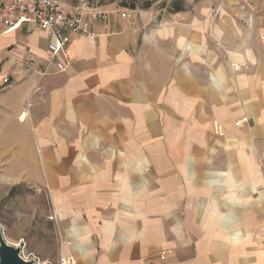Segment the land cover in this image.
Returning a JSON list of instances; mask_svg holds the SVG:
<instances>
[{
    "label": "crops",
    "instance_id": "crops-1",
    "mask_svg": "<svg viewBox=\"0 0 264 264\" xmlns=\"http://www.w3.org/2000/svg\"><path fill=\"white\" fill-rule=\"evenodd\" d=\"M250 13L226 52L190 17L98 22L64 71L47 32H3L0 13V179L47 184L99 264H264V8ZM22 144L41 168L16 164Z\"/></svg>",
    "mask_w": 264,
    "mask_h": 264
},
{
    "label": "rangeland",
    "instance_id": "rangeland-1",
    "mask_svg": "<svg viewBox=\"0 0 264 264\" xmlns=\"http://www.w3.org/2000/svg\"><path fill=\"white\" fill-rule=\"evenodd\" d=\"M11 0H3L7 3ZM68 11L103 10L110 15L112 23L127 22L141 26L145 31L150 26L172 23L175 18L186 21L188 17L201 28L208 29L218 52H226L223 36L232 38L233 28L250 24L252 11L264 8V0H58ZM1 4V6H2ZM0 6V8H1ZM126 10L128 17H122ZM179 11V13H176ZM243 12L242 16H238ZM212 30V31H211ZM214 30V31H213ZM236 32V29L234 30ZM217 44V45H216ZM21 159L16 164L23 169L43 166V158L36 145L22 144ZM30 149V159L24 155ZM150 170V167H147ZM1 172V169H0ZM40 174V170L38 171ZM50 187L39 178L22 177L16 183L0 179V230L8 243L21 248V255L38 264H64L69 259L73 264H99L95 245L87 232L88 223L79 218L60 219L52 203ZM76 249H80L79 254ZM86 253V254H84Z\"/></svg>",
    "mask_w": 264,
    "mask_h": 264
},
{
    "label": "built area",
    "instance_id": "built-area-1",
    "mask_svg": "<svg viewBox=\"0 0 264 264\" xmlns=\"http://www.w3.org/2000/svg\"><path fill=\"white\" fill-rule=\"evenodd\" d=\"M3 32L15 30L24 24L37 27L47 32L49 37L48 49L53 62L59 71L67 68L68 45L74 35H83L97 39L95 24L101 22L109 26L110 15L103 10L68 11L58 0H11L0 8ZM122 17L129 15L126 10ZM31 71V68H28ZM46 70H39L45 74ZM64 264H73L69 259Z\"/></svg>",
    "mask_w": 264,
    "mask_h": 264
},
{
    "label": "water",
    "instance_id": "water-1",
    "mask_svg": "<svg viewBox=\"0 0 264 264\" xmlns=\"http://www.w3.org/2000/svg\"><path fill=\"white\" fill-rule=\"evenodd\" d=\"M0 264H38L35 260L25 259L21 248L16 247L4 238L0 230Z\"/></svg>",
    "mask_w": 264,
    "mask_h": 264
}]
</instances>
